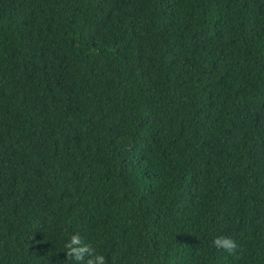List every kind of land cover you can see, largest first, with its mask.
<instances>
[{"label": "trees", "instance_id": "trees-1", "mask_svg": "<svg viewBox=\"0 0 264 264\" xmlns=\"http://www.w3.org/2000/svg\"><path fill=\"white\" fill-rule=\"evenodd\" d=\"M75 233L264 264V0H0V264H67Z\"/></svg>", "mask_w": 264, "mask_h": 264}, {"label": "clouds", "instance_id": "clouds-1", "mask_svg": "<svg viewBox=\"0 0 264 264\" xmlns=\"http://www.w3.org/2000/svg\"><path fill=\"white\" fill-rule=\"evenodd\" d=\"M212 246L217 250L234 255L238 245L234 239L228 236H218L213 239ZM67 264H108L107 258L98 253L92 246L85 243L79 233L72 234L64 244Z\"/></svg>", "mask_w": 264, "mask_h": 264}]
</instances>
